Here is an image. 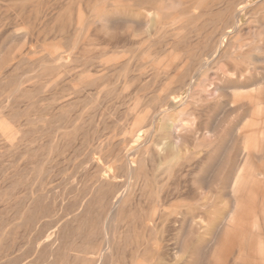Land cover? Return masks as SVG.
<instances>
[{"label":"bare ground","instance_id":"bare-ground-1","mask_svg":"<svg viewBox=\"0 0 264 264\" xmlns=\"http://www.w3.org/2000/svg\"><path fill=\"white\" fill-rule=\"evenodd\" d=\"M20 1H22V0H20ZM33 1L34 0H32L31 3H33ZM37 1H39V3L41 2V0H37ZM61 1L64 2V4H63L64 6L65 5L67 6V3L65 4L66 0H64V1L61 0ZM214 1H216V0H214ZM23 2H25V1H23ZM89 2L90 1H88L87 3H89ZM122 2H123V0H121V1L120 0H113L109 4L107 3V5H109L110 7H113L111 12H109V13L106 12V11H108L107 10L108 7L106 5H104V6H99V5L93 6L92 9L89 8L90 11L87 9V11L90 13V16L87 18L85 16L86 14H84L85 10L80 8L79 11L77 10L79 13H77L78 15L76 17L77 18V24H76L77 27L76 28L86 29L84 31L88 30V32H89L90 27L92 28V24L94 25V23H95V25H96L97 22L101 23L102 21H104L105 24H107L110 27L115 26L116 23H119V22H117V18L123 17V19H124V17H126V14L122 13V8H124V5H125L124 2L123 3ZM207 2H208V0H207ZM28 3H29V0H28ZM149 3H151L152 5L147 6V4H149ZM233 3H234L233 8L230 9L229 11L228 10L227 11L230 12L232 10V12H230V13H232V15L230 13H229V15H231L230 21H232L233 23H236V25H235L236 26V32L235 33H238V34L241 32L247 33V31H242V30H244V28L243 27L241 28V24H237V23H240V21H241L239 18L242 17V14L247 15V14L251 13L252 10L255 9L254 5L263 6L264 0H256L255 2L253 0H234ZM33 4H31V5H33ZM40 4H42V2ZM84 4H86V2ZM104 4H106V3H104ZM56 5H57V3L54 4L53 6H56ZM79 5L80 4H78V6ZM127 5L128 6L134 5V6L142 7L144 9L143 14L147 17H152L151 19L154 20L156 27L158 29H163L165 27L166 31H167V29L170 30L171 31L170 35L172 37H168V35L170 33V31H169V32H167L168 35L166 34L167 38H165V37L164 38L166 40L168 38H172L171 44H172V40H173V43L176 45V46H174L175 49L178 45L182 44L181 46H183L186 43L191 42L192 38L191 39L189 38V35H191V34L188 35L187 33L190 32L193 34V32L197 33V31H199L198 25L201 26L199 24V22H200L199 19H202L201 17L206 13V5L204 4L203 0H128ZM33 6L35 7V5H33ZM57 7L58 6H56V8ZM44 8H39V10L42 9V11H43ZM216 8H214L215 11L217 10ZM129 9H130V7H129ZM172 9H175L176 11L171 13L169 10H172ZM214 9H213V11H214ZM50 11H52V10H50ZM75 11H76V8H75ZM213 11H212V13H213ZM46 12H47V10H46ZM64 12H65V10H64ZM57 14H60V13H57ZM249 15H251V14H249ZM35 16L38 17L36 14H35ZM46 16H47V14H46ZM133 16L135 17V15H133ZM129 17H130V15H129ZM129 17H127L128 19H126V18L124 19L126 21L125 22L126 25L127 26L132 25V24H128V23L134 22L136 29L133 31L132 35H134V36L137 35L136 37L140 36L141 35L140 31H142L143 28L149 24L148 21L146 22V21H144V19L141 22L137 21V19H136V21H133V20L131 21L129 19ZM226 17L228 18V16H226ZM48 18L49 19H47V20H48V22H50L49 20L51 17H48ZM223 18H225V17H223ZM254 18H255V16H254ZM204 19L205 18H203V20ZM213 19H215V18H213ZM216 19L218 21L217 15H216ZM9 20H10V17H9ZM203 20H202V22H204ZM220 20H223V19H220ZM226 21H227V19H226ZM250 21L253 22V20H250ZM42 22H43V19H42ZM44 22L43 23L46 24V21H44ZM202 22H201V24H202ZM205 22H208V21H205ZM222 22L224 23V21H222ZM33 23H35V22H33ZM98 23H97V25H98ZM260 23H261L260 27L263 26L261 28H264V20H261ZM207 24L209 25L210 22ZM27 25H28V23H27ZM210 26H212V25H210ZM43 27L42 28L40 27V28L43 32L42 34H45L44 31L47 29H45L43 31V29H44ZM64 27H65V25H64ZM201 27L203 28V26H201ZM202 28H200V30ZM226 28L227 27L220 29V32H221V34L219 32L220 36L217 34L219 37L215 38L216 35L213 36V38L215 40V44L213 45V49L211 52H213V51L216 52V55L218 56L217 60H212V61L207 60V58H205V55H207L208 53H206L207 49L205 48L206 49L205 50L204 47L203 48L201 47L203 49L201 51H199L197 49L200 52V53H198L196 51L198 54L196 52H193L190 49L186 50L189 52H187L186 54L184 53V56L186 57V55L189 53V55H187V57H188V59L190 58V61H187L185 64L184 63L181 64L182 66L180 67V69H179V65H178L176 67V70L179 69L180 72L177 73V76H175V77L172 76V78L170 80H169V78H170L169 77L170 76L169 70L173 68L172 67L173 64L175 65V61H173V60H176L177 56H175V59L170 60L169 62L168 61L165 62L164 60L166 57L164 55L163 63H162V61L160 62V59H162L161 57H160L159 61H156L157 59H155L154 61L151 60L153 62V64H151V65L153 66V69H154L153 78L154 77L155 78L160 77L161 75H163L162 77H164L165 80L167 79L169 81V83L167 85L162 83L167 87L166 88L164 86L165 87L164 88L162 86L163 88H161V89H163L162 92L164 94L162 95V92L159 91V92H161L160 93L161 95L156 94L159 92H155V94L152 93V95L150 93L148 95L149 92L148 93L145 92L146 87H148V86L154 87V84L152 83L153 85L150 84L148 86L147 85L144 86L145 87L144 92L146 93V95H144V96H137L136 95L137 96L136 99L133 96L135 99V101L133 100L134 104L130 105V106L128 104L129 108H127L126 110L130 111L134 107L136 108V106L138 105L137 109H139V113L137 112L138 110L135 108H134L135 109L134 112L138 113V114L136 113L137 115L134 116L135 118H133L132 116L130 117L131 114L129 115L128 112L126 113L129 116V117L126 116V117H128V119L126 118L127 121L129 120V118L131 120L134 119L133 123L130 121L132 123V126L127 128V131L124 128H122V129H124L123 130L124 132H127L126 133L127 137L122 139V140H120L121 138L117 137L116 138L117 142L114 143L113 139L115 137H113V135L110 136L108 134V136L112 137V141L108 140V142H106V140H105L106 144H105V142L103 143V145L98 144L99 146L98 147L96 146V148L94 150V153H97L96 150L99 151V148H101L102 150H107L106 154H105V157L107 160L106 164H104V162H103V164H101V162L99 160H97V158L95 157L96 155L94 156L93 152L92 153L88 152L89 154L87 153L86 157L82 161H79L80 164L75 165V167L77 166L76 167L77 170L81 172V169L87 170L86 164L89 163L90 167L94 171L91 169L93 171V172H91V170L89 169L90 172L89 171L84 172L87 175H90V178H87V181H88V179H90L91 183H87V182H86L87 184H83L84 182L82 183L85 186H83L81 188V190H82L81 193H78L74 197L72 196L74 198L73 199L74 201L69 200L70 196H68V194L70 192L75 191V190H71L70 192L68 191L69 193L67 194L66 193L67 191L64 188L62 189L60 187L61 191H59L58 189L56 190L52 187H50V188L48 187V185H49V183H48L49 174L48 173H50V170L48 167L45 169L44 164H45V161H48L51 159L53 160L52 153L54 151H62L63 152V150L65 149V146L69 143V141H71V143L73 142V144L76 143V140H77L78 136L80 135V132H78V130L82 129V128H80L81 122L78 123V120L81 116L79 114V115H76V117L75 116L71 117V118L68 117V120H70V121L66 122L64 120L65 117L63 116L65 113H60L59 115H54L53 118H50L46 114H44V115L40 114L38 110L33 109L34 103H31V104L28 103L29 99H31L32 95L34 96V94H32V92L30 94V91H32V85H30V86L25 85V83L27 82V84H31L32 83L31 78H34V79L39 78L40 80H42L43 82L41 81V83H39V84H38V82H36L38 85L35 88L33 87L35 90L33 93L37 94L40 92H44L45 88L47 86L51 87L53 85H56L58 83V80L60 79V77L57 79H55V78L58 77L62 71L68 72V77L70 78V81L69 80L68 81L70 82V88L75 91L74 93L79 94L81 92H85L86 97L91 98V101H92V99L94 98V96L96 97V95L94 93L90 92L89 88H91V89L93 87L96 88V86H98V85L100 86V84H102L101 82L103 80H105V75L102 74L104 72L103 71H102V73L100 72L101 74L98 73L99 75L95 77V75H92L90 73V71H89V73L86 70H78V71L75 70L74 71L73 66H72V71H74V72H71V70H70L71 68L70 69L67 68V70L66 69H59L61 66L65 65V60L67 58L69 59V57H67L65 60H63L64 62L63 61H61L60 63L58 62L59 71L56 70V72L58 71V75L56 77L53 75L52 72H50L52 74L53 78L55 77L54 79L50 76V74H48L50 76L49 79H47V80L43 79L45 74L47 76L48 71H52V70H49V68L44 67V65L48 61L56 62V61L62 59L66 52H69V51L73 52L77 48V43L75 42V40H74L75 37L73 36L74 37L73 42L65 44V46H61V45L57 46L56 48L53 46L54 47L53 50L45 51L46 52L45 54L47 55V53H48L47 56H49V57L44 56L43 58L38 59L37 61H34L32 63L34 69L35 68L37 69V71H36L37 73H35L31 77L24 78L23 80H20V81H19V79H16V77H15L16 80H14V83H17L15 87L14 86L11 87L9 85V83L7 84L8 79H6L5 77L2 76L3 78H1V81H0V98L3 101L1 103H3V104H5L6 102L9 103V101H11L13 98L14 92L20 93V94H18V96L15 95L14 99H19L21 101L23 100L24 102L26 100H28V101L25 102V103H27L25 105L23 104V102H21L22 108H24V106H26L23 111L18 110V112H11V113L9 110L6 111V112H9L10 114L9 113L6 114L5 111L4 112L0 111V144H2V145H0V162H2V164H1L2 170L0 168V264H119L120 261L122 264H142L140 262H136V260L138 258L137 255L135 257L133 256L132 259L130 260V262H127L128 260H127V256H126L128 251L130 252V250L127 249L128 241H129V239H132L134 237V236H132V234L134 232L133 230L137 227V224L140 225V228L143 227V229L145 228L148 230V232L146 230H144V231H146L147 233H150V235H149L151 238L149 240V241H151L150 243L157 244V247L154 248L155 251L153 250L154 253H156V255L155 256L153 255L154 258H153V261L151 262V264H155V263L156 264H180L181 262H183V264H186V261L180 262V259H179V257L180 258L183 257L188 251V250L186 251V249H184V237L187 236L188 233H191L197 237V240H200L201 236L205 232V229H206V232H208L209 227L211 228L210 230H212V233H213L212 240L208 244L209 250L211 249V251H209L210 252V254H209L210 258L208 259V261H207V259L202 258L203 260L205 259L208 262V264H264V75L261 76V74H257V72H256L257 71L256 69L259 66V64L261 62H264V61H262L264 59V44L263 45L257 44L256 41L252 44L239 43V44L235 45L233 48V44H232L233 35L231 37H229L231 35V33L227 32ZM229 29H231V28H229ZM13 30H16V29H13ZM53 30L54 29L50 30V32L52 31V33L54 34ZM72 30H73V28H72ZM203 30H204V28H203ZM203 30L201 32L200 31L199 32L204 34ZM207 30H208V28H207ZM245 30H246V28H245ZM255 30H256V28H255ZM28 31L29 30H27V34L29 33ZM75 31L76 30H74V33H75ZM125 31H127V30L125 29ZM156 32H157V30H156ZM205 32L207 33V31H205ZM210 32H208V33H210ZM248 32H250V31H248ZM13 33H14V31H13ZM38 33H37V35L39 36V34H41V32L39 34ZM92 33H93L92 34V36H93L94 32H92ZM112 33H114V32H112ZM112 33L110 34L111 36H112ZM139 33H140V35H139ZM145 33H146V30H145ZM147 33H149V32H147ZM153 33H155V32H153ZM153 33L151 32V34H153ZM196 33H195L194 37L198 36V33L197 34ZM53 34H51L50 37L54 36ZM83 34L86 35L85 32ZM120 34H121V32H120ZM126 34L128 35V33H126ZM123 35L125 36V34H123ZM132 35H131V37L134 38ZM164 35H161V36H164ZM186 35L188 37H186ZM75 36L77 37V34ZM146 36L148 37V35H146ZM199 36L197 37L198 39H199ZM259 36H261V33ZM23 37H25L24 39L26 40L28 35L23 36ZM39 37H38V39H40ZM82 37H84V36H82ZM101 37H99V38H101ZM116 37L118 38V36H116ZM149 37H150V34H149ZM221 37H225L226 39L223 40L224 38H221ZM243 37L244 36H242V38ZM9 38L11 39V37H9ZM117 38L116 39L114 38V39L117 41ZM126 38H128V37H126ZM185 38L186 39L189 38L190 41L186 40ZM197 38L196 39L194 38V40H192V41L196 40L197 42H199L197 40ZM205 38H207V37H205ZM213 38H210V40L211 39L213 40ZM14 39L16 40V38H14ZM27 39H29V38H27ZM118 39L121 40V38H118ZM144 39H146L145 36H144V38L141 39V41ZM53 40L51 39V41H53ZM120 40H118V41L120 42ZM185 40L188 42L183 44L185 42ZM199 40H202V38H200ZM39 41H41V40H39ZM46 41H47V39H46ZM93 41L94 40H92V42ZM123 41H124V39H123ZM123 41H121V42H123ZM132 41H134V40H132ZM135 41H137V38ZM138 41H139V39H138ZM205 41H206V39H205ZM227 41H229V42H227ZM234 41H237V40L235 39ZM25 42L23 41L24 44H25ZM130 42H131V39H130ZM144 42H146V40ZM151 42H153V41H151ZM203 42H204V40H203ZM208 42H209V40H208ZM226 42L229 43V44H227V46H226ZM86 43L87 42H85V44ZM126 43H127V41H126ZM165 43H166V41H165ZM213 43H214V41H213ZM24 44L22 46H24ZM81 44H82V41L79 44V46ZM108 44H109V42H108ZM118 44H120V43L117 42V45ZM169 44L167 43V47ZM191 44L193 45V43H191ZM109 45H111V43ZM148 45H149V43H148ZM151 45H152V47L156 46L153 44H151ZM188 45H185L183 47H186ZM197 45H198V43L196 44V46ZM224 45L226 46L225 48L223 47ZM250 45H251V47H250ZM84 46L85 45H83V47ZM206 46H207V44H206ZM19 47H18V50L20 49ZM85 47H87V45ZM108 47H110V46H108ZM121 47H124V46H121ZM121 47H119V48H121ZM152 47H151V49L154 50V48H152ZM179 47H178V49H179ZM25 48H23V50ZM105 48H107V47H105ZM146 48H147V46H146ZM165 48H166V44H165ZM171 48H173V46ZM195 48H197V47H195ZM79 49H81V48H79ZM115 49H117V48H115ZM148 49H149V47H148ZM151 49H149V51H146V52H150ZM231 49H232V51H231L232 55L236 56L240 60L243 59L244 63L245 62H247V63L245 64L243 69H241L239 67L240 69L234 70L232 68V70H234V71H232L231 73H233V75H235L234 80H232L230 82L229 86H225L226 88H224L223 87V79L224 78L220 79L223 76V73H222L223 70H222L221 66H217V65H218V63H221L224 58L227 57V55L229 54ZM20 50H19V52H20ZM84 50H85V48H84ZM84 50H83V52H84ZM104 50H102V53ZM179 50H182V49H179ZM120 51H121V53L123 52V50H120ZM171 51L174 53V49H172V50L170 49V52H169L170 55L172 53ZM176 51H175L176 55H179L177 53L178 51L177 52ZM88 52H90V51H88ZM179 52L183 53V50L179 51ZM14 53L15 54H13V51H11V54L16 56L17 52H14ZM21 53H22V50H21ZM42 53L44 54V52H42ZM116 53H118L117 50H116ZM151 53H152V51H151ZM182 53L179 56L183 55ZM0 54H1V52H0ZM5 54H6V52H5ZM5 54L0 55V58H1L0 62L6 56ZM28 54H29V52H28ZM67 54L68 53H66L65 55H67ZM88 54H90V53H88ZM104 54H105V52H104ZM104 54H102V55H104ZM122 54L126 55L125 53H122ZM127 54H128V51H127ZM75 55H77V54H75ZM129 55H131V53ZM173 55H175V54H173ZM173 55H172V58H173ZM1 56L2 57L4 56V57L2 58ZM15 56L12 58H16ZM114 56H115V54H114ZM161 56H163V55H161ZM150 57H153V56H150ZM5 58H7V56ZM29 58H31V57H29ZM78 58H76V60H78ZM123 58H121V59H123ZM169 58L172 59L171 56ZM169 58H167V59H169ZM182 58H179V60L180 59L182 60ZM72 59H74V58H72ZM81 59L86 61L84 65H87V63L89 64V63L93 62L92 56H83ZM104 59H106L105 55H104ZM111 59L115 60V58L110 57V60ZM117 59H119V57H117L116 60ZM128 59H130V58H128ZM150 59H152V58H150ZM183 59L185 61V58H183ZM10 60H11V57H10ZM233 60H236V59H233ZM138 61H139V63H138ZM140 61L141 60H137L138 65L140 64ZM135 62H133L134 66L136 65ZM176 62H178V61H176ZM17 63H16V66H17ZM26 63L27 62H25L24 64H26ZM69 63L71 64V62H69ZM69 63H68V65H70ZM223 63H224V61H223ZM24 64H22V65L24 68H26L25 67L26 65H24ZM104 64H105V62H104ZM143 64L141 65V69L146 65V64H144V65ZM226 64L228 65L229 63L227 62ZM19 65H21V63ZM68 65H66V67H68ZM72 65H74V64H72ZM92 65H93V63H92ZM95 65L99 66V64H95ZM74 66L76 67V65H74ZM124 66H126V65L119 66L118 64H115L113 66L112 70L117 71L118 69L119 70L122 69ZM149 67L150 66L148 65V68ZM167 67H169L170 69L167 70ZM17 68H19V67L17 66ZM17 68L15 70L18 72H21V71H19L20 69L18 70ZM52 68H54V67H52ZM82 68H85V66H83ZM97 68H100V66ZM150 68H152V67H150ZM150 68H149V71H150ZM76 69H78V68H76ZM144 69H145V67H144ZM8 70H9V67H8ZM133 70H134V68H133ZM95 71L97 72V70H95ZM95 71L93 70V73ZM230 71L231 70H229V72ZM23 72H25V71L23 70L22 73ZM69 72H71V73H69ZM151 72H152V70H151ZM12 73L14 74L15 72H12ZM26 73L27 72H25V74ZM114 73H116V72L114 71ZM210 73L215 74V76H217V79L219 78L220 81H218V83L215 82L214 78H212V75ZM66 74L67 73L62 74V76H66ZM111 74L109 73V75H111ZM143 74L145 75V73H143ZM96 75H97V73H96ZM146 75H147V77H149L148 74H146ZM146 75H145V77H146ZM4 76H8V75L4 74ZM128 76H129V74H128ZM224 77H225V75H224ZM51 78L53 79V81ZM116 78H117V76H116ZM131 78H134V77H131ZM136 78H137V76H136ZM139 78L142 79V77H139ZM139 78H137V80ZM175 78H177V79L180 78V82L177 85H174L177 83L176 81L174 83ZM9 79H10V77H9ZM13 79H14V77H13ZM61 79H63V78L61 77ZM65 79H63V80H65ZM24 80H26V81H24ZM147 80H144V82ZM28 81H29V83H28ZM149 81H150V78H149ZM156 81L158 82L157 79H156ZM156 81H155V83H156ZM118 82H119V79H118ZM152 82H154V81H152ZM111 84H113V82ZM134 84L135 83L133 81V85ZM146 84H147V82H146ZM155 85H157V84H155ZM186 85H188V92H189L188 94L189 95L186 97H182V98L178 99V97H181L182 90ZM66 86H68V85H66ZM137 86H138V84H137ZM139 86H140V84H139ZM160 87L161 86H159L158 88H160ZM129 88H131V86ZM117 89H119V88H117ZM136 89H138V90L133 92L134 90H132V88H131V90H132L131 93H135V94L137 92L139 93L140 88H136ZM157 89H156V91H157ZM223 89H225V90H223ZM98 90H101V89H98ZM116 90H114V92ZM227 90L230 91L229 94L231 93L230 97H229V105L231 107L237 109V110H239V109L246 110V111H244L246 113L241 115L240 122L237 124L235 131H233L236 134L235 136H237L236 137L237 142L240 143V146H239L240 151H238V152L242 155H241V158L239 160L240 162L238 161L237 172L234 175L233 180L231 181L230 184H229L228 176H227V180H226L224 196L228 199L227 204L229 206V210L224 214L222 219L218 222H217V220L214 219L215 216H213L212 214L210 215V213H208V216H206L207 215L206 212L204 214L202 212H201V214L193 212L192 213L193 215H191V217L189 219H187L188 217H186V215L184 214L186 212H184V211L182 212L179 208L176 207V206H178V204H180L182 202H186V200H191L195 204V206L199 207V209L202 208V210L209 209L210 207L215 206L214 205L215 200H213L214 196H212L210 199H208L207 201H204L203 203L200 204L199 201H201V200H199L200 198L197 197L198 194L196 196V193H198L200 190H205V191H208L209 193H211L213 191L212 186H213V183L215 181L213 179L214 178V171H212V170H213V167H215L216 171L218 169H220L221 166L225 167V164H226L225 163V154L227 151V147H223L222 153L218 159L220 162H217V164H214L213 159H214V155H215L214 153L216 151L215 150L216 145L214 144L215 143V136H216L217 128L220 126L219 124L221 123V122H218V121H220L221 117L219 120H216L217 123L215 122L213 124H211V118H212L211 115L207 116V119H206L207 121H205V122L203 121L202 117L204 116V118H205V115H203L204 112L208 111L211 107H213V105H215L216 103L219 104V102H221V103L224 102V99H222V98L224 97V91L228 92ZM56 91H55V94H56ZM120 91H122V90H120ZM127 92H129V91H127ZM55 94L53 92V95H55ZM57 94L61 95V93H59V92ZM57 94H56V96H57ZM73 94L72 95L69 94L70 95L69 97H71V96L73 97ZM97 94H99V93H97ZM139 94H141V93H139ZM108 95H110V93ZM123 95H124V92H123ZM126 96H128V95H126ZM99 97H100V95H99ZM58 98L59 97H57L55 99H58ZM100 99H102V98H100ZM146 99L148 100L149 104H148V106H144V107H146V109L144 108L145 110L140 113V110H141L140 105H143V104H141V102L144 103L143 101H145ZM71 100H73V99L68 98V97L66 98L65 95L62 96V99L60 100V104H62L61 107L62 108L65 106L69 107L70 105L74 104L75 101L73 102ZM88 100H87V102H88ZM120 100L121 99H119V101ZM17 101L15 100V102H17ZM91 101L88 103L90 104ZM121 101L123 104V100H121ZM129 101H132V99H130ZM129 101L127 103H129ZM81 102H83V100H81ZM106 102H107V100H106ZM124 102H125V100H124ZM57 103H59V102H57ZM104 103H102V104H104ZM131 103H133V102H131ZM102 104L100 102V106ZM122 104H120V105H122ZM5 105L7 107L8 104H5ZM18 105L15 104L16 107ZM97 105H99V104H97ZM113 106H112V108H113ZM55 107L57 108L58 106L56 105ZM95 108H97V107H95ZM99 108H101V107H99ZM99 108H98V110H99ZM17 109L21 110V108H17ZM108 109H109V111H107V112H110L112 110V109L110 110V108H108ZM227 109H223V110L228 111ZM62 110L67 111V108L65 107V109H62ZM126 110H124V112ZM142 110H143V108H142ZM69 111H70V109H69ZM105 111H106V108H105ZM120 111H122V110H120ZM75 112H76V110H75ZM80 112L82 113L81 110H80ZM112 112H114V111H112ZM99 113L101 116H103V114H101L100 111H99ZM221 113H224V112H221ZM225 113H228V112H225ZM121 114H122V112L120 114L118 113L119 116ZM91 115L93 116V114H90V116ZM106 115H108V113ZM123 115L125 116V114H123ZM123 115H121V116H123ZM222 115H224V114H221V116ZM6 116H8L9 118ZM11 116L12 117L14 116V118H12ZM115 116L113 118H115ZM89 117H87V118L90 119ZM92 118L93 117H91V119ZM95 118H96V116H95ZM95 118H93V119L95 120ZM97 118H98V116H97ZM108 118H109V115H108ZM120 118H123V117H120ZM218 118H219V116H218ZM93 119L91 120V123H92ZM115 119H112V117H111V120H113L114 125H117L115 123L116 122L119 123V121H115ZM104 120H105V118H104ZM95 121H93L94 125H95ZM98 121H100V120H98ZM111 122H109V123L111 124ZM232 122L235 123L236 121H232ZM91 123H89V124H91ZM125 123H126V121H125ZM48 124H51L52 126L51 125L48 126ZM29 125H34V127L33 128L30 127V129H28ZM125 125H128V122ZM95 126H93L94 129H95ZM117 126H114V127H117ZM68 127H72V132H68V131H64V130L61 131V129H64V128L66 129ZM120 127H122V126H120ZM97 128H99V127L97 126ZM106 128H108V127H106ZM95 130H94V133H95ZM103 130H104V128H103ZM109 130H111V129H109ZM112 130L114 131L113 128H112ZM84 131H86V130H84ZM118 131H119V129H118ZM189 131H191L193 133V144H192V145H194L193 149H190V147H188V145H187V142H188L187 134ZM47 132L52 133V136L55 138L54 144H52L50 142L51 140L50 141L47 140V141H45V143H43V141L38 142L39 139L42 138ZM100 132H102V131H99V133ZM32 133H33V135L34 134L37 135V136H35L36 142L39 145V147L37 149L34 147H31L33 145V143L31 144V146L30 145L27 146V144H29L27 142L29 140L28 137ZM50 133H49V135L51 136ZM117 133L115 132L116 136L118 135ZM123 134H125V133H123ZM100 135H102V136H100ZM100 135H98L97 137H99V136L104 137L103 134H100ZM85 136H87V135H85ZM119 136H121V135H119ZM233 136H232V139H234ZM190 137H192V136H190ZM84 138H86V137H84ZM216 138H217V136H216ZM100 139L98 142L102 141L103 138H100ZM118 139H119V141H118ZM92 140L93 139H91L90 142H92ZM97 140L98 139L96 138V141ZM79 141H81V140L79 139ZM81 142L85 143V142H87V140H84ZM224 142H225V140L221 143L223 145H225L226 143H224ZM71 143H70V145H73ZM82 143H80L79 146L73 145L75 147V148L74 147L73 148H74V152L76 154H80L82 152L83 148L90 145L89 143H88L89 145L87 143H85L86 144V146H85ZM100 143H102V142H100ZM189 143H191V142H189ZM70 145H67V146H70ZM185 145L187 146V148H186V155L184 157L181 152L175 151V148L178 147V149L184 150L183 147ZM237 145H239V144H237ZM83 146H85V147H83ZM93 146H95V145H93ZM70 148H68L69 154H70V152L73 153ZM90 152H91V149H90ZM66 153H67V151H66ZM38 155H40V158ZM57 155H58V153H57ZM60 155H64V156H62L64 158L66 157L64 153L63 154L59 153V156ZM82 155H83V153H82ZM67 156H70V155L67 154ZM76 156H78V155H76ZM102 156L104 157V155H102ZM55 157L57 158V156H55ZM71 157L73 158L72 154H71ZM98 157H100V156H98ZM22 158L23 159L26 158V163L24 165H22L23 167L19 166L20 160ZM67 158H69V157H67ZM79 158H80V155H79ZM100 158H102V157H100ZM190 158L194 159L195 164H192V162L189 161ZM61 161L62 160H60V162ZM68 161H70V160H68ZM109 161H112L111 167L106 166ZM232 161H234V160H232ZM49 162H51V161H49ZM75 162H77V160ZM70 163H71V161H70ZM54 165H55V163H54ZM70 165H68V166H70ZM55 166L57 167V165H55ZM64 166H65V163H64ZM186 166L188 168L185 170V171H187L186 174H184V173H182V171L184 168H186ZM52 167H53V165H52ZM60 167H61V165H60ZM58 169H59V166H58ZM175 170H177V171H175ZM57 172H56V174L60 175L62 170L59 171L60 173H57ZM121 172H124V173H121ZM70 173H73V172L70 171ZM84 173L82 171L83 175H85ZM120 173H121V175L126 177L125 180L120 181L117 179L120 176ZM54 174H53V176H54ZM75 174H77V173H74V175L73 174H70V175L74 176V178H75ZM157 175L160 176L162 179V180L159 179V182L163 181L164 185L162 187H160L159 186L160 183H159L158 185H156L157 187L155 186L152 189V191L149 190L151 193L155 192V191H156V193H158L157 203H155V205L151 204L150 206H152V205L153 206L150 207V210L148 212H146L144 210L145 212L142 213L141 208H139L140 209L139 213H138V215H136V213H135L136 209H138V206L140 204L142 205V203H141L142 202L141 201L142 196L145 195V193H147V191H148L147 189H149L150 185L152 184V180H153L152 178H154ZM40 177H41V179L44 178L42 180V182L38 181L40 179ZM66 177H68V176L66 175ZM59 178H61V177H59ZM83 178H86V177L83 176ZM54 179H56L55 176H54ZM54 179H53V181H54ZM172 179L175 180L173 187H171L172 185L170 183V181ZM70 180H71V178H70ZM74 180H76V178L73 179V181ZM77 180L79 181L78 177H77ZM164 180H166L167 182L165 183ZM81 181H82V179H81ZM154 182H155V180H154ZM64 183H68V182L65 181ZM64 183H63V185H64ZM69 183H70V181H69ZM186 185L187 186L189 185V187H187V189L184 190ZM58 186L59 185H57V187ZM70 186L73 187L74 185L73 186L70 185ZM55 188H56V186H55ZM73 188H76V186ZM77 190H79V187H77ZM144 191H145V193H144ZM150 192H148V194H150ZM135 196L139 198L140 202H138L137 205L132 208V205L135 202V200L133 202V198ZM149 196H151V194ZM154 198H156V197H154ZM155 201H156V199H154V202ZM148 203L149 202H147L146 205H148ZM142 206H144V204ZM189 212H191V211H189ZM136 220H138V221H136ZM160 222H163L164 226H165L164 230H162L161 232L157 231L158 230L157 227L160 226V225L159 226H157V225ZM172 226H179L178 232L181 233V237H179L177 239V241H174L175 243L174 242L172 243V241H173L172 240L171 241L172 246L169 244L165 245L163 243L165 241L168 242V239L166 240L164 233H165V231H167V229H172ZM124 227L126 229H123ZM165 228H166V230H165ZM168 231L170 232V230H168ZM172 231H173V229H172ZM146 232H144V233H146ZM170 234L172 235V233H170ZM170 234H169V236H171ZM137 237H139V235H137ZM172 238L169 237L170 240ZM146 240L147 239H145V243H146ZM195 242H197V241H195ZM26 244H28L29 247L27 250H24L23 248L25 247ZM140 244H142V243L139 242V245ZM130 245H131V243H130ZM134 245H135V243H134ZM146 246H148V245H146ZM167 247H169L168 250H170V251L166 250ZM128 248H130V246ZM136 248L134 247L133 249H136ZM152 249H153V247H152ZM131 250H132V248H131ZM137 250H138V248H137ZM149 250H151V249H149ZM133 251H135V250H133ZM153 251H151V252H153ZM146 252L150 253V251H148V250ZM189 253H190V250H189ZM141 254L142 253H140L139 255H141ZM187 255L189 256V254H187ZM203 255H204V253H203ZM147 256L145 255V256H143V258L147 257ZM155 260H157V261L155 262ZM144 262H145V260H144ZM204 263H205V261H204Z\"/></svg>","mask_w":264,"mask_h":264},{"label":"rangeland","instance_id":"rangeland-1","mask_svg":"<svg viewBox=\"0 0 264 264\" xmlns=\"http://www.w3.org/2000/svg\"><path fill=\"white\" fill-rule=\"evenodd\" d=\"M16 0H0V52H1V54L3 55V54H5V52H6V56H7V58H5L4 56V58L2 59V61L0 62V81H1V78H3V77H5L6 79H8V82H7V84L9 83V85L11 86V87H15L16 86V84L17 83H14V80H16V79H19V81L20 80H23L24 78H28V77H31L32 75H34L35 73H37L36 71H37V69L35 68L34 69V67H33V62L34 61H37L38 59H41V58H43L44 56L45 57H49V56H47L48 55V53H47V55L45 54L46 52L45 51H51V50H53L54 49V47L56 48L57 46H65V44H68V43H71V42H73L74 40H75V42L77 43V48L73 51V52H66V53H68L67 55H65L64 54V56H63V58L62 59H60V60H58V61H56V62H52V61H48L45 65H44V67H47V68H49V70H52V71H48V73H47V76H46V74H45V76H44V78L43 79H45V80H47V79H49L50 78V76L53 78V76H52V74L50 73V72H52L53 73V75L56 77L57 75H58V71H59V69H66L67 70V68L68 69H70L71 70V72H74L75 70L76 71H78V70H86L88 73H89V71H90V73L92 74V75H95V77L96 76H98L99 74L98 73H102V71L104 72V73H102V74H104L105 75V80H103L101 83L102 84H100V86L98 85V86H96V88L95 87H93L92 89L91 88H89V91L90 92H92V93H94L95 95H96V97L94 96V98L92 99V101H91V98H89V97H86V93L85 92H81V93H79V94H75L74 92V90L73 89H71L70 88V78L68 77V72H64V71H62L60 74H59V76L58 77H54L55 79H57V78H59L60 77V79L58 80V83L56 84V85H53V86H51V87H46L45 88V91L44 92H40V93H33L35 90H34V88L39 84V83H41V81L42 80H40L39 78L38 79H34V78H31V81H32V83L31 84H27V82L25 83V85H32V91H30V94H31V92H32V94H34V96L32 95V97H31V99H29V102L28 103H34V106H33V109L34 110H38L39 111V113L40 114H46L47 116H49L50 118H53V116L54 115H59L60 113H65L63 116L65 117L64 118V120L67 122V121H70V120H68V117L69 118H71V117H76V115H79L80 114V118H79V120H78V123H80L81 124V126H80V128H82V129H80V130H78V132H80V135L78 136V138H77V140H76V143H74L73 144V142L71 143V141H69V143L67 144V145H70V143L71 144H73L74 146L75 145H80V143H82L81 141H84V140H87V142H85V143H89L88 145L89 146H86V144L85 143H82V144H84L85 146H83V147H85V148H83V150H82V152L80 153V154H76L75 152H74V146L73 145H70V146H65V149L63 150V152L62 151H54L53 153H52V156H53V160L51 159V160H48V161H45V164H44V166H45V169L48 167L49 168V170H50V173H48L49 174V176H48V179H49V181H48V183H49V185H48V187L50 188V187H52V188H54V189H58L59 191H61V188L63 189H66V193L68 194L71 190H75V191H73V192H70L69 194H68V196H70V198H69V200H72V201H74L73 199V197L74 196H76L78 193H81V188L83 187V186H85V185H83V184H87V183H91V180L90 179H88V181H87V178H90V175H87L86 173H84V172H87V171H89L90 172V170L92 169L91 167H90V165H89V163H87L86 165V168H87V170H83V169H81V172L80 171H78L77 170V166L75 167V165H77V164H80V162L79 161H82L85 157H86V155H87V153L89 152V153H92L93 152V154H94V156L97 158V160H99L100 162H101V164H103V162H104V164H106V157H105V154H106V151L107 150H102L101 148H99V151L98 150H96L97 151V153H94V150H95V148H96V146L98 147L99 145H103V143L105 142V140H106V142H108V140H111L112 141V137H110L111 135H113V137H115L113 140V142L115 143V142H117V137L118 138H121L120 140H122V139H124V138H126L127 137V132H124L123 130L125 129L126 131H127V128H129L130 126H132V123H133V120H131L130 118H129V120L127 121L126 120V118L128 119V114L130 115V117L132 116L133 118H135L134 116H136L138 113H139V109H137V107H138V105L136 106V108L135 109H137L138 111V113L137 112H134L135 111V109L133 108V109H131L130 111L129 110H126L127 108H129V106L130 105H133L134 104V101H135V99H136V97L137 96H144V95H146V93H148V95L151 93V95H152V93L153 94H155V92H159V91H163V89H161V88H163L165 85H167L168 83H169V81L166 79L165 80V78L164 77H162L163 75H161L160 77H154L153 78V72H154V69H153V66L151 65V64H153V62L151 61V60H155V59H157L156 61H159V59H160V57L162 58V59H160V62L162 61V63H163V58H164V55H165V62H169L170 60H173V59H175V56H177V58H176V60H173V61H175V65L173 64H171L172 65V69H170L169 67L171 66H169V67H167V70L168 69H170L169 70V80L172 78V76L173 77H175V76H177V73H179L180 71H179V69H180V67L182 66L181 64H185L187 61H190V58L188 59V57H187V55H189V53L186 55V57L184 56V53L186 54L187 52H189V51H186V50H192L193 52H198V53H200L199 51H201V50H203L202 48L204 47V49L206 48L207 49V51H206V53H208L207 55H205V58H207V60H210V61H212V60H217L218 59V56L216 55V52H211L212 51V49H213V45L215 44V40H214V38H213V36H215V38H217V37H219L220 35H219V32H220V29L221 28H224V27H227L226 28V31L227 32H230L231 33V35L229 36V37H231L232 35H233V40H232V44H233V48H234V46L235 45H237V44H239V43H246V44H252V43H254L255 41H256V43L257 44H261V45H263L264 44V28H261V27H263V26H261L260 27V25H261V23H260V21L261 20H264V5L263 6H258V5H254V7H255V9L254 10H252V12L251 13H249V14H251V15H249V14H247V15H243L242 14V17H240L239 19L241 20L240 21V23H237V24H241V28L243 27L244 28V30H242V31H247V33L246 32H241V33H235L236 32V23H233L232 21H230V18H231V15H232V13H230V12H232V10L230 11V12H228L230 9H232L233 8V6H234V0H216V1H214V0H208V2H207V0H203L204 1V4L206 5V13L201 17L202 19H199V24L201 25V26H203V28H204V30L205 31H207V33L208 32H210V33H206L204 30H203V28L201 27V26H199L198 25V27H199V31L201 32L202 30H203V32H204V34H202V33H200L199 31H197V33H198V36H199V39L200 38H202V40H199L197 37H194L195 36V33L193 32V34L192 33H190V32H186L188 35L189 34H191V35H189V38L191 39V42H189V43H186V42H188V41H186V40H189L190 41V39L189 38H185L186 40H185V42L183 43V44H185V45H188V46H186V47H183V46H185V45H183V46H181V45H178L177 47H176V49L174 48V46H176L174 43H173V40H172V44H171V39L172 38H168L167 40L165 39V38H167V36H166V34L168 35V33L167 32H169L170 30H168L167 29V31H166V28L164 27L163 29H158L157 27H156V24H155V22H154V20L153 19H151L152 17H147V16H145L144 14H143V8L142 7H138V6H134V5H130V6H128L127 5V3H128V0H123V2H124V4L126 5H124V8H122V13H125L126 14V17H124V19L126 18V19H128L127 17H129V15H130V17H129V19L132 21H136V19H137V21H142L143 19H144V21H148V27L147 26H145L144 28H143V30L142 31H140V33H141V35H140V33H139V35L140 36H138V37H136L137 35H132V33H133V31L136 29V27H135V23L133 22H129L128 24H132V25H129V26H127L126 25V21L123 19V17H119V18H117V22H119V23H116L115 24V26H112V27H110V26H108L107 24H105V22L104 21H102L101 23L99 22H97L98 23V25L101 27H99L98 25H97V23H96V25H95V23H94V25L92 24V28L90 27V31L88 32V30L87 31H84V30H86V29H80V28H76L77 27V13H79L78 11L80 10V8L81 9H84L85 10V12H84V14H86L85 16H86V18L87 17H89L90 16V13L87 11V9L90 11V9H92L93 8V6H97V5H99V6H104V5H106L108 8H107V10L108 11H106L107 13H109V12H111V10H112V8L113 7H110L109 5H107V3L109 4L111 1H113V0H66L65 1V4L67 3V6L65 5H63L64 4V2H62L61 0H41V2H42V4H40L39 3V1H37V0H34L33 1V3H31L32 2V0L30 1L29 0V3H28V0H22V1H20V0H17L16 2H15ZM23 1H25V2H23ZM48 3H47V2ZM54 3H53V2ZM64 1V0H63ZM86 2V4H84L85 2ZM88 1H90L89 3H87ZM96 1V2H95ZM121 1V0H120ZM224 1V2H223ZM233 1V2H232ZM254 2L256 1V0H253ZM3 2V3H2ZM76 2V3H75ZM122 2V3H123ZM226 2V3H225ZM25 3V4H24ZM50 3V4H49ZM57 3V5L56 6H58L57 8H56V6H53L54 4H56ZM74 3V4H73ZM104 3H106V4H104ZM214 3V4H213ZM226 5H225V4ZM31 4H33V5H35V7L33 6V5H31ZM78 4H80L79 6H78ZM74 5V6H73ZM78 7H77V6ZM152 4L151 3H149V4H147V6H151ZM13 6V7H12ZM45 8H44V7ZM83 6V7H82ZM221 6V7H220ZM232 6V7H231ZM31 7V8H30ZM36 9H38L39 10V8H44L43 9V11H42V9H40L39 11L36 9H34V8ZM129 7H130V9H129ZM217 7V8H216ZM226 9H225V8ZM231 7V8H230ZM14 8V9H13ZM33 8V9H32ZM67 10H66V9ZM75 8H76V11H75ZM90 8V9H89ZM214 8H216L217 10L215 11V9ZM223 8V9H222ZM16 9V10H15ZM49 9V10H48ZM213 9H214V11H213ZM46 10H47V12H46ZM50 10H52V11H50ZM64 10H65V12H64ZM69 10V11H68ZM78 10V11H77ZM228 10V11H227ZM3 11V12H2ZM171 13H173V12H175L176 10L175 9H172V10H169ZM212 11H213V13H212ZM5 12V13H4ZM44 12V13H43ZM49 12V13H48ZM62 12V13H61ZM208 12V13H207ZM47 14V16H46V14ZM55 13V14H54ZM57 13H60V14H57ZM69 15H68V14ZM222 13V14H221ZM229 13L231 14V15H229ZM35 14L38 16V17H36L35 16ZM228 14V15H227ZM8 15V16H7ZM16 15V16H15ZM133 15H135V17L133 16ZM207 15V16H206ZM216 15L218 16V21H217V19H216ZM228 16V18L226 17V16ZM42 16V17H41ZM139 16V17H138ZM230 16V17H229ZM254 16H255V18H254ZM9 17H10V20H9ZM47 17V18H46ZM48 17H51L50 18V22H48V20L47 19H49ZM208 17V18H207ZM220 17V18H219ZM223 17H225V18H223ZM23 18V19H22ZM43 19V22L44 21H46V24H44L43 22H42V19ZM73 18V19H72ZM132 18V19H131ZM203 18H205L204 20H203ZM211 18V19H210ZM213 18H215V19H213ZM254 18V19H253ZM4 19V20H3ZM28 19V20H27ZM53 19V20H52ZM73 21H72V20ZM209 19V20H208ZM220 19H223V20H220ZM225 19V20H224ZM226 19H227V21H226ZM39 20V21H38ZM202 20L204 21V22H202ZM214 22H213V21ZM250 20H253V22L252 21H250ZM7 21V22H6ZM31 21V22H30ZM63 21V22H62ZM129 21V20H128ZM205 21H208V22H205ZM212 21V22H211ZM222 21H224V23L222 22ZM249 21V22H248ZM21 22V23H20ZM33 22H35V23H33ZM56 22V23H55ZM201 22H202V24H201ZM210 22V24L208 25L207 23H209ZM218 22V23H217ZM259 22V23H258ZM27 23H28V25L30 26H28L27 25ZM50 25H49V24ZM61 23V24H60ZM63 23V24H62ZM213 23V24H212ZM217 23V24H216ZM222 23V24H221ZM52 24V25H51ZM220 24V25H219ZM47 25V26H46ZM56 25V26H55ZM64 25H65V27H64ZM117 25V26H116ZM210 25H212V26H210ZM219 25V26H218ZM4 26V27H3ZM7 26V27H6ZM23 26V27H22ZM28 26V27H27ZM44 26V27H43ZM52 28H51V27ZM94 26V27H93ZM127 26V27H126ZM150 26V27H149ZM208 26V27H207ZM218 26V27H217ZM247 26V27H246ZM12 27V28H11ZM43 27L44 29H43V31L45 30V29H47V30H45L44 31V33L45 34H42L43 32H42V30H41V28ZM48 27V28H47ZM73 28V30H72V28ZM217 27V28H216ZM254 29H253V28ZM20 28V29H19ZM27 28V29H26ZM114 28V29H113ZM150 28V29H149ZM200 28H202L201 30H200ZM207 28H208V30H207ZM229 28H231V29H229ZM245 28H246V30H245ZM255 28H256V30H255ZM13 29H16V30H13ZM31 29V30H30ZM38 29V30H37ZM52 29H54L53 30V32H54V34L52 33V31L50 32V30H52ZM78 29V30H77ZM99 29V30H98ZM125 29L127 30V31H125ZM157 30V32H156V30ZM263 29V30H262ZM27 30H29L28 32V34H27ZM56 30V31H55ZM74 30H76L75 31V33H74ZM95 30V31H94ZM145 30H146V33H145ZM151 30V31H150ZM153 30V31H152ZM155 30V31H154ZM13 31H14V33H13ZM80 31V32H79ZM103 31V32H102ZM106 33H105V32ZM118 31V32H117ZM248 31H250V32H248ZM263 31V32H262ZM39 32H41V34H39V36L41 35H45L44 37L42 36H38L37 35V33ZM79 32V33H78ZM85 32V34L86 35H84L83 33ZM88 32V33H87ZM92 32H94V35L92 36ZM97 34H96V33ZM112 32H114V33H112ZM120 32H121V34H120ZM124 32V33H123ZM147 32H149V33H147ZM151 32L153 33V32H155V33H153V34H151ZM215 32V33H214ZM218 32V33H217ZM25 33V34H24ZM104 33V34H103ZM112 33V36L110 35ZM125 34V36L123 35V34ZM126 33H128V35L126 34ZM196 33V34H197ZM260 33H261V36H259L260 35ZM263 33V34H262ZM51 34H53L54 36H52V37H50L51 36ZM77 34V37L75 36ZM81 34V35H80ZM149 34H150V37H149ZM156 34V35H155ZM165 34V35H164ZM171 31H170V33H169V35H168V37H172L171 35ZM219 36H218V35ZM220 34H221V32H220ZM26 35H28V37L27 38H29V39H27L26 38V40L24 39L25 37H23V36H26ZM59 35V36H58ZM92 37H91V36ZM99 35V36H98ZM107 35V36H106ZM123 35V36H122ZM131 35L134 37V38H132L131 37ZM146 35H148V37L146 36ZM161 35H164V36H161ZM185 35V34H184ZM40 38V39H38V37ZM56 36V37H55ZM75 37V39L73 40V38ZM82 36H84V37H82ZM102 36V37H101ZM116 36H118V38H121V40L120 39H118ZM121 36V37H120ZM143 36V37H142ZM144 36H145V38L146 39H144V40H142L141 41V39L142 38H144ZM154 36V37H153ZM242 36H244L243 38H242ZM9 37H11V39L9 38ZM79 37V38H78ZM95 37V38H94ZM99 37H101V38H99ZM126 37H128V38H126ZM131 37V38H130ZM140 37V38H139ZM163 37V38H162ZM165 37V38H164ZM186 37H188L187 35H186ZM205 37H207V38H205ZM209 37V38H208ZM5 38V39H4ZM14 38H16V40L14 39ZM43 38V39H42ZM72 38V39H71ZM117 38V41L115 40V39ZM126 38V39H125ZM136 38H137V41H135L136 40ZM194 38L196 39L197 38V40L199 41V42H197L196 40L195 41H192V40H194ZM210 38H213V40L211 39L210 40ZM221 38H224L223 40H225L226 38L225 37H221ZM239 38V39H238ZM24 39V40H23ZM46 39H47V41H46ZM51 39L53 40V41H51ZM63 39V40H62ZM101 41H100V40ZM123 39H124V41H123ZM130 39H131V42H130ZM138 39H139V41H138ZM157 39V40H156ZM160 39V40H159ZM165 39V40H164ZM205 39H206V41H205ZM237 40V41H234V40ZM257 39V40H256ZM259 39V40H258ZM263 39V40H262ZM11 40V41H10ZM29 40V41H28ZM38 40V41H37ZM39 40H41V41H39ZM51 42H50V41ZM56 40V41H55ZM87 40V41H86ZM92 40H94L93 42H92ZM118 40H120V42L118 41ZM132 40H134V41H132ZM146 40V42H144ZM149 40V41H148ZM203 40H204V42H203ZM208 40H209V42H208ZM23 41L25 42V44L23 43ZM45 41V42H44ZM81 41H82V44L79 46V44L81 43ZM121 41H123V42H121ZM126 41H127V43H126ZM151 41H153V42H151ZM158 41V42H157ZM165 41H166V43H165ZM168 41V42H167ZM201 41V42H200ZM212 41V42H211ZM213 41H214V43H213ZM39 42V43H38ZM85 42H87L86 44H85ZM102 42V43H101ZM107 42V43H106ZM108 42H109V44L111 43V45H109L108 44ZM117 42L118 43H120V44H118L117 45ZM142 42V43H141ZM157 42V43H156ZM227 42H229V41H227ZM226 42V46H227V44H229V43H227ZM249 42V43H248ZM23 43L24 44V46L26 47H24V46H22L21 44ZM84 43V44H83ZM94 43V44H93ZM125 43V44H124ZM133 43V44H132ZM148 43H149V45H148ZM166 44V48H165V44ZM167 43L169 44L168 45V47H167ZM191 43H193V45L191 44ZM198 43V45L196 46V44ZM203 43V44H202ZM20 44V45H19ZM45 44V45H44ZM50 44V45H49ZM53 44V45H52ZM56 44V45H55ZM92 44V45H91ZM123 44V45H122ZM151 44H153V45H156V46H153L152 47V45ZM159 46H158V45ZM202 44V45H201ZM206 44H207V46H206ZM10 45V46H9ZM20 47H19V46ZM43 45V46H42ZM49 45V46H48ZM83 45H87V47H83ZM89 45V46H88ZM94 45V46H93ZM105 47H107V48H105ZM107 45V46H106ZM115 47H114V46ZM128 45V46H127ZM192 45V46H191ZM212 45V46H211ZM51 46V47H50ZM54 46V47H53ZM108 46H110V47H108ZM121 46H124V47H121ZM146 46H147V48H146ZM173 46V48H171ZM180 46V47H179ZM225 45L223 46L224 48L226 47ZM10 47V48H9ZM18 47L22 50V53H21V50H20V52H19V50H18ZM22 47V48H21ZM50 47V48H49ZM89 47V48H88ZM93 47V48H92ZM95 47V48H94ZM119 47H121V48H119ZM148 47H149V49H151V47L152 48H154V50L153 49H151V51H152V53H151V51L150 52H146V51H149V49H148ZM178 47H179V49H182L183 50V53L182 52H179V51H182V50H179L178 49ZM183 47V48H182ZM195 47H197V48H195ZM202 47V48H201ZM208 47V48H207ZM222 47V46H221ZM250 47H251V45H250ZM23 48H25L24 50H23ZM79 48H81V49H79ZM84 48H85V50H84ZM115 48H117V49H115ZM159 48V49H158ZM210 48V49H209ZM5 49V50H4ZM28 49V50H27ZM45 49V50H44ZM48 49V50H47ZM88 51H90V52H88ZM104 50L103 51V53H102V50ZM148 49V50H147ZM168 49V50H167ZM170 49L172 50V49H174V53L172 52L171 53V55L169 54V52H170ZM185 49V50H184ZM194 49V50H193ZM196 49V50H195ZM199 51H198V50ZM205 49V50H206ZM83 50H84V52H83ZM100 50V51H99ZM111 50V51H110ZM116 50H117V52L119 53H116ZM120 50H123V52L122 53H125L126 55H123L122 53H121V51ZM140 50V51H139ZM160 50V51H159ZM178 52H177V51ZM11 51H13V54H15L14 52H17V54H16V56L15 55H13V54H11ZM25 51V52H24ZM120 51V52H119ZM127 51H128V54H127ZM145 51V52H144ZM158 51V52H157ZM165 51V52H164ZM175 51L180 55L181 53L183 54V55H181V56H179V55H176V53H175ZM185 51V52H184ZM231 51H232V49L230 50V52H229V54L227 55V57L226 58H224L223 60H222V62L221 63H218V65L217 66H221L222 67V73H223V76H222V78H220V79H223V87L224 88H226L225 86H229L230 85V82L232 81V80H234V77H235V75H233V73H231L232 71H234L235 69H243L244 68V66H245V64L247 63V62H245L244 63V60L243 59H239V58H237L236 56H234V55H232L231 54ZM24 52V53H23ZM28 52H29V54H28ZM35 52V53H34ZM42 52H44V54L42 53ZM87 52V53H86ZM104 52H105V54H104ZM164 52V53H163ZM196 52V53H197ZM21 53V54H20ZM73 53V54H72ZM88 53H90V54H88ZM131 53V55H129ZM148 53V54H147ZM197 53V54H198ZM0 54V55H1ZM42 54V55H41ZM75 54H77V55H75ZM102 54H104L105 55V58L106 59H104V55H102ZM114 54H115V56H114ZM147 54V55H146ZM169 54V55H168ZM173 54H175V55H173ZM29 55V56H28ZM114 57H113V56ZM118 55V56H117ZM161 55H163V56H161ZM167 55V56H166ZM172 55H173V58H172ZM16 57V58H12V57ZM36 56V57H35ZM81 56V57H80ZM83 56H92V60H93V65H92V63H87V65H84L85 64V60H83V59H81ZM98 56V57H97ZM125 56V57H124ZM150 56H153V57H150ZM171 56V58L172 59H170L169 57ZM213 56V57H212ZM215 56V57H214ZM233 56V57H232ZM10 57H11V60H10ZM25 57V58H24ZM29 57H31V58H29ZM67 57H69V59L67 58ZM79 57V58H78ZM110 57H112V58H115V60H116V58L117 57H119V59H117L116 61L114 60V59H111L110 60ZM124 57V58H123ZM142 57V58H141ZM145 57V58H144ZM185 58V61H184V59L183 58ZM236 57V58H235ZM67 58V59H66ZM72 58H74V59H72ZM76 58H78V60H76ZM121 58H123V59H121ZM128 58H130V59H128ZM150 58H152V59H150ZM167 58H169V59H167ZM179 58H182V60L180 59L179 60ZM1 59V58H0ZM24 59V60H23ZM28 59V60H27ZM67 61H66V60ZM103 59V60H102ZM167 59V60H166ZM188 59V60H187ZM233 59H236V60H233ZM63 60H65V65L64 66H61L60 68L58 67L59 65H58V62L60 63L61 61H63ZM137 60H141L140 61V64L142 63H144V64H146L144 67H145V69H144V67L141 69V65L139 64L138 65V63H139V61H138V63H137ZM240 60V61H239ZM30 61V62H29ZM71 62V64L69 63V62ZM97 61V62H96ZM123 61V62H122ZM129 61V62H128ZM136 61V62H135ZM176 61H178V62H176ZM223 61H224V63H223ZM262 61H264V59L262 60ZM18 62V63H17ZM21 63V65H19L20 63ZM25 62H27L26 64H24ZM64 62V61H63ZM75 62V63H74ZM104 62H105V64H104ZM125 62V63H124ZM133 62H135V64L137 65H135L134 66V63ZM152 62V63H151ZM164 62V63H165ZM229 63L228 65L226 64V63ZM231 62V63H230ZM16 63H17V66L19 67V68H17V66H16ZM68 63L70 64V65H68ZM77 63V64H76ZM81 63V64H80ZM223 63V64H222ZM22 64H24V65H26L25 67L26 68H24L23 67V65ZM57 64V65H56ZM72 64H74V65H76V67L74 66V65H72ZM95 64H99V66H100V68H97V67H99L98 65H95ZM108 64V65H107ZM112 64V65H111ZM115 64H118L119 66H121V65H126V66H124L122 69H118L117 71L116 70H112L113 69V66L115 65ZM143 64V65H144ZM239 64V65H238ZM12 65V66H11ZM16 67H15V66ZM66 65H68V67H66ZM85 66V68H82L83 66ZM148 65L150 66V67H152V68H150V71H149V68H148ZM179 65V69L178 70H176V67ZM51 68H50V67ZM72 66H73V69H74V71H72ZM80 68H79V67ZM87 66V67H86ZM93 66V67H92ZM95 66V67H94ZM8 67H9V70H8ZM14 67V68H13ZM21 67V68H20ZM23 67V68H22ZM52 67H54V68H52ZM75 67V68H74ZM134 68V70H133V68ZM140 67V68H139ZM240 67V68H239ZM259 67V68H258ZM257 67V74H261V76H263L264 75V62H261L260 64H259V66ZM20 69L19 71H21V72H18V71H16L15 69ZM59 68V69H58ZM76 68H78V69H76ZM96 68V69H95ZM232 68L234 69V70H232ZM262 68V69H261ZM22 69V70H21ZM140 69V70H139ZM25 71V72H27L26 74H25V72H23L22 73V71ZM55 70V71H54ZM56 70H58L57 72H56ZM93 70L95 71V70H97V72L95 71L94 73H93ZM151 70H152V72H151ZM172 70V71H171ZM229 70H231L230 72H229ZM15 72L14 74L12 73V72ZM32 71V72H31ZM55 73H54V72ZM114 71L116 72V73H114ZM131 71V72H130ZM140 71V72H139ZM147 71V72H146ZM71 72H69V73H71ZM5 75H8V76H4V74ZM65 73H67L66 74V76H62V74H65ZM96 73H97V75H96ZM100 73V74H101ZM109 73L111 74V75H109ZM129 74V76H128V74ZM131 73V74H130ZM142 73V74H141ZM143 73H145V75L146 74H148V76L149 77H147V75H146V77H145V75L143 74ZM182 73V72H181ZM13 74V75H12ZM16 74V75H15ZM24 74V75H23ZM48 74H50V76L48 75ZM142 76H141V75ZM211 75H212V78H214V81L215 82H217L218 83V81H220L219 80V78L217 79V76H215V74H212V73H210ZM23 75V76H22ZM29 75V76H28ZM120 75V76H119ZM122 75V76H121ZM135 75V76H134ZM139 75V76H138ZM224 75H225V77H224ZM3 76V77H2ZM22 76V77H21ZM116 76H117V78H116ZM119 76V77H118ZM136 76H137V78H139V77H142V79L141 78H139L138 80H137V78H136ZM144 76V77H143ZM9 77H10V79H9ZM12 77V78H11ZM13 77H14V79H13ZM15 77H16V79H15ZM61 77L63 78V79H65V80H63V79H61ZM131 77H134V78H131ZM154 79H152V78ZM51 78V79H52ZM53 78V79H54ZM68 78V79H67ZM136 78V79H135ZM144 78V79H143ZM146 78V79H145ZM149 78H150V81H149ZM226 78V79H225ZM53 79H52V81H53ZM118 79H119V82H118ZM148 79V80H147ZM152 79V80H151ZM156 79L158 80V82L156 81ZM44 80V81H45ZM69 80V81H68ZM131 82H129V81ZM132 80V81H131ZM144 80H147V81H145L144 82ZM161 82H160V81ZM24 81H26V80H24ZM30 81V80H29ZM29 81H28V83H29ZM30 81V82H31ZM51 81V82H52ZM68 81V82H67ZM133 81H134V85H133ZM152 81H154V82H152ZM155 81H156V83H155ZM175 81L177 82L176 84H174V85H177L179 82H180V78H175L174 79V83H175ZM12 82V83H11ZM36 82H38V84L36 83ZM43 82V81H42ZM113 82V84H111ZM146 82H147V84H146ZM167 82V83H166ZM108 83V84H107ZM117 83V84H116ZM138 84V86H139V84H140V86L138 87L137 86V84ZM154 84V87L152 86H148V85H153ZM159 83V84H158ZM162 83H164V84H162ZM12 84V85H11ZM128 86H127V85ZM155 84H157V85H155ZM66 85H68V86H66ZM148 86V87H146V93L144 92V90H145V87L144 86ZM131 86V88H132V90H134L133 92H135V91H137L138 89H136V88H140L139 89V93H141V94H139L138 92L135 94V93H131V88H129ZM137 86V87H136ZM142 86V87H141ZM159 86H161L160 88H158ZM163 86V87H162ZM34 87V88H33ZM127 87V88H126ZM158 89H157V88ZM166 87V86H165ZM164 87V88H165ZM117 88H119V89H117ZM144 88V89H143ZM167 88V87H166ZM52 89V90H51ZM91 89V90H90ZM98 89H101V90H98ZM117 89V90H116ZM124 89V90H123ZM152 89V90H151ZM156 89H157V91H156ZM57 90V91H56ZM114 90H116L115 92H114ZM120 90H122L123 92H124V95H123V92L122 91H120ZM129 91V92H127V91ZM149 90V91H148ZM151 90V91H150ZM155 90V91H154ZM223 90H225V89H223ZM54 92V94H55V91H56V94L59 92V93H61V95L60 94H57V96H56V94L55 95H53V92ZM70 91V92H69ZM73 91V92H72ZM228 92H226V91H224V97L222 98V99H224V102L223 103H221V102H219V104L218 103H216L215 105H213V107H211L208 111H206V112H204V114L203 115H205V118H204V116L202 117V119H203V121L205 122V121H207L206 119H207V116L208 115H211V124H213V123H217V121L216 120H219L220 119V117H221V119H220V121H218V122H221L219 125V127L217 128V131H216V136H217V138H216V136H215V145H216V151H215V155H214V159H213V163L214 164H217V162H220L218 159H219V157H220V155H221V153H222V150H223V147H227V151H226V154H225V167H223V166H221V168L220 169H218L217 171L215 170V167H213V170L212 171H214V183H213V186H212V192L211 193H209L208 191H205V190H200L198 193H196V196H197V194H198V196L197 197H199L200 199L199 200H201V201H199L200 202V204L201 203H203L204 201H207L208 199H210L212 196H214V198H213V200H215V206L214 207H210L209 209H204V210H202V208H200L199 209V207H197V206H195V204L191 201V200H186V202H182V203H180V204H178V206H176L177 208H179L182 212L184 211V212H186V213H184L185 215H186V217H188L187 219H189L190 217H191V215H193L192 213L193 212H195V213H199V214H201V212L204 214L205 212H206V216H208V213H210V215L212 214L213 216H215V220H217V222L218 221H220L221 219H222V217L224 216V214L229 210V206H228V204H227V202H228V199L224 196V193H225V185H226V180H227V176H228V178H229V184L231 183V181L233 180V177H234V175L236 174V172H237V164H238V161L240 160V158H241V155L242 154H240L238 151H240V143L239 142H237V136H235L236 134L233 132V131H235V128L237 127V124L240 122V119H241V115H243V114H245L246 112H244V111H246V110H243V109H239V110H237V109H235V108H233V107H231L230 105H229V97H230V94H229V90H227ZM72 92V93H71ZM161 92H159V93H156V94H158V95H161L160 93ZM74 93V94H73ZM97 93H99V94H97ZM110 93V95H108ZM122 93V94H121ZM189 92H188V85H186L184 88H183V90H182V95H181V97H178V99H180V98H182V97H186V96H188L189 94H188ZM18 94H20L19 92H14V95H13V98H12V100L11 101H9V103H5V104H8L7 105V107H6V105L5 104H3V103H1L3 100L0 98V111L2 112H6V111H10V113L11 112H18V110L19 111H23L24 109H25V107L26 106H24V108H22L21 106V102H23V104L25 105V104H27V103H25V102H27L28 100H26L25 102L22 100H19V99H14L15 97V95H17L18 96ZM63 94V95H62ZM69 94H73V97L71 96V97H69L70 95ZM117 94V95H116ZM133 94V95H132ZM164 93L162 92V95H163ZM65 95V97L67 98H71V99H73V100H71V101H75V103L74 104H72V105H70L69 107L68 106H65L66 108H67V111L65 110V111H63L62 109H65V107H61V105L62 104H60V100L62 99V96H64ZM75 95V96H74ZM77 95V96H76ZM99 95H100V97H99ZM115 95V96H114ZM126 95H128V96H126ZM137 95V96H136ZM61 96V97H60ZM135 97V99H134V97ZM57 97H59L58 99H55V98H57ZM123 97V98H122ZM125 97V98H124ZM100 98H102V99H100ZM127 98V99H126ZM132 99V101H129L130 99ZM75 99V100H74ZM89 99V100H88ZM119 99H121V100H123V104H122V101L120 100L119 101ZM15 100L17 101V102H15ZM64 100V99H63ZM62 100V101H63ZM81 100H83V102H81ZM87 100H88V102H90L91 101V103L89 104L88 102H87ZM100 100V101H99ZM106 100H107V102H106ZM124 100H125V102H124ZM134 100V101H133ZM49 101V102H48ZM61 101V102H62ZM99 101V102H98ZM105 103H104V102ZM129 101V103H127ZM57 102H59V103H57ZM100 102H101V104L102 103H104V104H102L101 106H100ZM121 102V103H120ZM131 102H133V103H131ZM144 103H142L141 102V104H143V105H140L141 107H140V113L142 112V111H144L145 109H146V107H144V106H148V104H149V102H148V100L146 99L145 101H143ZM88 103V104H87ZM108 103V104H107ZM131 103V104H130ZM228 103V104H227ZM10 104V105H9ZM15 104L16 105H18L17 107L15 106ZM48 104V105H47ZM77 104V105H76ZM97 104H99V105H97ZM106 104V105H105ZM120 104H122V105H120ZM126 106H125V105ZM128 104H129V106H128ZM14 105V106H13ZM58 106L57 108L55 107V106ZM114 105V106H113ZM5 106V107H4ZM105 106V107H104ZM112 106H113V108H112ZM123 106V107H122ZM128 106V107H127ZM10 107V108H9ZM41 109H40V108ZM95 107H97V108H95ZM99 107H101V108H99ZM126 107V108H125ZM6 108V109H5ZM13 108V109H12ZM17 108H21V110L20 109H17ZM40 110H39V109ZM70 109V111H69V109ZM78 108V109H77ZM80 108V109H79ZM98 108H99V110H98ZM105 108H106V111H105ZM108 108H110V112H107V111H109V109ZM122 108V109H121ZM142 108H143V110H142ZM145 108V109H144ZM228 108V109H227ZM5 109V110H4ZM17 111H16V110ZM102 111H101V110ZM104 109V110H103ZM148 109V108H147ZM223 109H227L228 111H226V110H223ZM75 110H76V112H75ZM80 110L82 111V113L80 112ZM120 110H122V111H120ZM124 110H126L125 112H124ZM133 110V111H132ZM149 110V109H148ZM243 110V111H242ZM62 111V112H61ZM99 111L101 112V114H103V116H101L100 115V113H99ZM112 111H114V112H112ZM132 111V112H131ZM51 112V113H50ZM69 112V113H68ZM87 112V113H86ZM108 113V115H109V118H108V115H106L107 113ZM122 112V114L121 115H123V114H125V116L123 115V116H119L118 115V113L120 114ZM128 112V114H126ZM221 112H224V113H221ZM225 112H228V113H225ZM238 112V113H237ZM7 113H9V112H6V114ZM9 113V114H10ZM68 113V114H67ZM74 113V114H73ZM76 113V114H75ZM137 113V114H136ZM224 114V115H222L221 116V114ZM53 114V115H52ZM90 114H93V116L91 115L90 116ZM115 116V118H113L114 116ZM68 115V116H67ZM96 116V118H97V116H98V120H100V121H98L96 118H95V116ZM100 115V116H99ZM10 116V115H9ZM89 117L90 119H88L87 117ZM112 117V119H115V121H119V123L118 122H116L115 124H117V125H114V123H113V120H111V117ZM126 116H128V117H126ZM218 116H219V118H218ZM6 117H8V116H6ZM12 117V116H11ZM10 117V118H11ZM67 117V118H66ZM91 117H93V118H95V120L93 119V121H95V125L93 124V121H92V123H91ZM120 117H123V118H120ZM9 118V117H8ZM12 118H14V116L12 117ZM104 118H105V120H104ZM218 118V119H217ZM89 120V121H88ZM215 120V121H214ZM108 121V122H107ZM112 121V122H111ZM124 121V122H123ZM125 121H126V123L128 122V125H125L126 123H125ZM132 123H131V122ZM214 121V122H213ZM232 121H236L235 123L234 122H232ZM64 122V121H63ZM99 122V123H98ZM107 122V123H106ZM109 122H111V124L109 123ZM131 124H130V123ZM65 123V122H64ZM89 123H91V124H89ZM124 123V124H123ZM49 125H51V124H48V126ZM90 125V126H89ZM92 125V126H91ZM106 125V126H105ZM108 125V126H107ZM126 127H125V126ZM240 125V124H239ZM52 126V125H51ZM89 126V127H88ZM93 126H95V129H94V127ZM97 126L99 127V128H97ZM114 126H117V127H114ZM120 126H122V127H120ZM30 127H34V125H29V127H28V129H30ZM106 127H108V128H106ZM31 128V129H32ZM90 128V129H89ZM102 128V129H101ZM103 128H104V130H103ZM112 128L114 129V131L118 134L117 136H116V134H115V132L112 130ZM122 128H124V129H122ZM92 129V130H91ZM109 129H111V130H109ZM118 129H119V131H118ZM221 129V130H220ZM62 130H64V131H68V132H72V127H68V128H64V129H61V131ZM70 130V131H69ZM84 130H86V131H84ZM88 130V131H87ZM90 130V131H89ZM94 130H95V133H94ZM99 131H102V132H100L99 133ZM105 133H104V132ZM111 132V133H110ZM114 132V133H113ZM219 132V133H218ZM227 132V133H226ZM49 133L50 132H47L42 138H40L39 139V141L38 142H42L43 141V143H45V141H47V140H51L50 142L52 143V144H54L55 143V138L52 136V133H50L51 134V136L49 135ZM86 133V134H85ZM123 133H125V134H123ZM218 133V134H217ZM223 133V134H222ZM233 133V134H232ZM37 134V133H36ZM89 134V135H88ZM92 134V135H91ZM100 134H103V136L104 137H100V136H102V135H100ZM108 134L110 135V136H108ZM233 136V138L234 139H232V136ZM32 135V136H31ZM85 135H87V136H85ZM98 135H100L99 137L100 138H103L102 139V141H100V142H102V143H100V142H98L99 141V137H97ZM115 135V136H114ZM119 135H121V136H119ZM35 136H37V135H33V133L32 134H30L29 135V140L27 141L29 144H27V146H31V144L33 143V145L31 146V147H34V148H38L39 147V145H38V143L36 142V139H35ZM47 136V137H46ZM84 139H82L81 137ZM86 137V138H84V137ZM190 136H192V137H190ZM89 137V138H88ZM32 138V139H31ZM46 138V139H45ZM96 138L98 139L97 141H96ZM111 138V139H110ZM187 138H188V142H187V145H188V147H190V149H193L194 148V145H192L193 144V133L191 132V131H189L188 132V134H187ZM236 138V139H235ZM79 139L81 140V141H79ZM91 139H93L92 140V142H90L91 141ZM143 139V138H142ZM191 139V140H190ZM222 139V140H221ZM101 140V139H100ZM190 140V141H189ZM225 140V142L224 143H226L225 145H223L221 142H223ZM89 141V142H88ZM96 141V142H95ZM118 141H119V139H118ZM233 141V142H232ZM236 141V142H235ZM94 142V143H93ZM106 142H105V144H106ZM189 142H191V143H189ZM93 143V144H92ZM96 143V144H95ZM236 143V144H235ZM40 144V143H39ZM99 144V145H98ZM191 144V145H190ZM237 144H239V145H237ZM0 145H2V144H0ZM93 145H95V146H93ZM227 145V146H226ZM233 146V147H232ZM71 147V148H70ZM74 147V148H73ZM231 147V148H230ZM30 148V147H29ZM67 148V149H66ZM68 148H70L71 149V151L73 152V153H71L70 152V154L68 153ZM73 148V149H72ZM91 149V152H90V149ZM93 148V149H92ZM186 148H187V146L185 145L184 147H183V149L184 150H182V149H178V147H176L175 148V151H178V152H181L182 153V155L185 157V155H186ZM234 148V149H233ZM220 149V150H219ZM66 151H67V153H66ZM70 151V150H69ZM86 151V152H85ZM95 151V152H96ZM57 153H58V155H57ZM59 153L61 154H65V158L64 157H62V156H64V155H60L59 156ZM82 153H83V155H82ZM88 153V154H89ZM103 153V154H102ZM67 154L68 155H70V156H67ZM71 154H72V156H73V158L71 157ZM74 154V155H73ZM240 154V155H239ZM76 155H78V156H76ZM79 155H80V158H79ZM102 155H104V157L102 156ZM181 155V156H182ZM39 156V158H40V155H38ZM55 156H57V158L55 157ZM98 156H100V157H102V158H100V157H98ZM182 156V157H183ZM228 156V157H227ZM62 159H61V158ZM67 157H69V158H67ZM231 157V158H230ZM34 158V157H33ZM38 158V159H39ZM73 160H72V159ZM101 160H100V159ZM8 160V159H7ZM22 160V161H21ZM20 160V165L19 166H22V165H24L25 163H26V158H22ZM60 160H62L61 162H60ZM68 160H70L71 161V163H70V161H68ZM77 160V162H75ZM232 160H234V161H232ZM49 161H51V162H49ZM68 161V162H67ZM189 161H191L192 162V164H195V162H194V159L193 158H190L189 159ZM240 162V161H239ZM54 163H55V165H57V167L54 165ZM64 163H65V166H64ZM69 163V164H68ZM112 161H109L108 163H107V167H111L112 166ZM1 164H2V162H0V168H1V170H2V166H1ZM61 165V167H60V165ZM63 164V165H62ZM70 165V166H68V165ZM17 165V164H16ZM52 165H53V167H52ZM58 166H59V169L60 170H62V172H61V174L60 175H58V174H56V172L57 173H60L59 171V169H58ZM69 168H68V167ZM23 167V166H22ZM64 167V168H63ZM72 167V168H71ZM85 168V169H86ZM188 167L186 166V168H184L183 169V171H182V173H184V174H186V172L187 171H185L186 169H187ZM55 169V170H54ZM75 169V170H74ZM90 169V170H89ZM93 170V169H92ZM91 170V172H93ZM70 171L71 172H73V173H70ZM82 171H83V173L86 175H83L82 174ZM175 171H177V170H175ZM55 173V174H54ZM74 173H77V174H75V178H76V180H77V177H78V179H79V181L77 180H74L73 181V179H75L74 178V176H72V175H70V174H73L74 175ZM121 173H124V172H121ZM121 173H120V176L117 178L118 180H120V181H123V180H125L126 179V177L125 176H123V175H121ZM228 173V174H227ZM53 174H54V176H55V178L56 179H54V176H53ZM81 174V175H80ZM231 174V175H230ZM66 175L68 176V177H66ZM77 175V176H76ZM84 177H86V178H83V176ZM61 177V178H59V177ZM71 176V177H70ZM123 176V177H122ZM71 178V180H70V178ZM81 177V178H80ZM122 177V178H121ZM125 177V178H124ZM69 178V179H68ZM120 178V179H119ZM219 178V179H218ZM44 178H42L41 179V177H40V179L38 180V181H40V182H42V180H43ZM53 179H54V181H53ZM65 179V180H64ZM81 179H82V181H81ZM153 180H152V184L150 185V188L149 189H147L146 191H147V193H145V191H144V193H145V195H143L142 196V205L144 204V206H142L141 204L138 206V209H136V211H135V213H136V215H138V213H139V208H141V212L143 213V212H148L149 210H150V207H152L153 205H155V203H157V201H158V193H156V191L155 192H150L149 190H151L152 191V189L156 186V185H158L159 183V186L160 187H162L164 184H163V181H160L159 182V179H161V177L160 176H155L154 178H152ZM231 179V180H230ZM56 180V181H55ZM68 180V181H67ZM154 180H155V182H154ZM158 180V181H157ZM162 180V179H161ZM173 180V179H172ZM170 181V183H171V187H173V185H174V182H175V180H173V181ZM61 181V182H60ZM66 181V182H68V183H64V182ZM69 181H70V183H69ZM73 181V182H72ZM53 182V183H52ZM57 182V183H56ZM64 183V185H63V183ZM84 182V183H83ZM87 182V183H86ZM164 182L166 183L167 181L166 180H164ZM225 182V183H224ZM59 183V184H58ZM83 183V184H82ZM61 184V185H60ZM81 184V185H80ZM221 184V185H220ZM57 185H59L58 187H57ZM67 185V186H66ZM70 185H74L73 187H75L76 186V188H73V187H71ZM79 185V186H78ZM55 186H56V188H55ZM191 186V185H190ZM61 187V188H60ZM71 187V188H70ZM77 187H79V190H77ZM157 187V186H156ZM187 187H189V185L187 186L186 185V187L184 188V190H186L187 189ZM215 190V191H214ZM64 191V190H63ZM69 191V192H68ZM148 192H150V194H151V196H149L150 194H148ZM208 193V194H207ZM200 194V195H199ZM156 195V196H155ZM73 196V197H72ZM72 197V198H71ZM152 197V198H151ZM154 197H156V198H154ZM153 199V200H152ZM154 199H156V201L154 202ZM134 200H135V202H134ZM152 201V202H151ZM133 202H134V206L132 205V208L133 207H135L136 205H137V203L138 202H140V200H139V198L138 197H134L133 198ZM147 202H149L148 203V205H146V203ZM151 204H153L152 206H150ZM162 208V207H161ZM160 208V209H161ZM184 209V210H183ZM143 210V211H142ZM145 210V211H144ZM186 210V211H185ZM189 211H191V212H189ZM136 221H138V220H136ZM138 223V222H137ZM160 225V226H159ZM157 226H159V227H157V231H159V232H161L162 230H164V223L163 222H160ZM174 227V228H173ZM123 229H126L125 227L123 228ZM172 229H173V231H172ZM172 229H167V231L168 230H170V232L168 231H165V233H164V235H165V238H166V240L168 239V242L167 241H165L163 244H165V245H167V244H169V245H171L172 246V243L174 242V241H177V239L179 238V237H181V233H179L178 232V230H179V226H172ZM175 229V230H174ZM211 228L209 227V230H208V232H206V229H205V232H204V234L201 236V239L200 240H197V237L195 236V235H193V234H191V233H188L187 234V236H185L184 237V249H186V251H187V253L183 256V257H179V259H180V262L181 261H186V264H200L201 262V264H208V259L210 258V252L209 251H211V249L209 250V243H210V241L212 240V237H213V233H212V230H210ZM137 230V231H136ZM144 230H146L147 232H148V230L147 229H143V227H141L140 228V225L139 224H137V227L133 230L134 232H133V234H132V236H134L132 239H129V241H128V246H127V249L128 250H130V252L128 251V253H127V262H130V260L132 259V257L134 256H138V258H137V260H136V262H140V263H142V264H151V262L153 261V258H154V256L156 255V253H154V248H156L157 247V244H152V243H150L151 241H149L151 238H150V233H147L146 231H144ZM165 230H166V228H165ZM177 230V231H176ZM136 231V232H135ZM172 231V232H171ZM144 232H146V233H144ZM139 233V234H138ZM170 233H172V235L170 234ZM169 234L171 235V236H169ZM180 234V235H179ZM137 235H139V237H137ZM173 237L171 240L169 239V237ZM137 238V239H136ZM144 238V239H143ZM145 239H147L146 240V243H145ZM141 240V241H140ZM173 240V241H172ZM171 241H172V243H171ZM195 241H197V242H195ZM139 242L140 243H142V244H140L139 245ZM130 243H131V245H130ZM134 243H135V245H134ZM148 243V244H147ZM150 243V244H149ZM175 243V242H174ZM133 245V246H132ZM146 245H148V246H146ZM152 245V246H151ZM168 245V246H169ZM130 246V248H128ZM28 244H26L25 245V247L23 248L24 250H27L28 249ZM138 248V250H137V248L136 249H133V248ZM152 247H153V249H152ZM131 248H132V250H131ZM149 249H151V250H149ZM169 249V247H167L166 248V250H168ZM133 250H135V251H133ZM150 251V253L149 252H146V251ZM154 250V251H153ZM189 250H190V253H189ZM151 251H153V252H151ZM168 251H170V250H168ZM209 252V253H208ZM132 253V254H131ZM140 253H142L141 255H139ZM146 253V254H145ZM203 253H204V255H203ZM131 254V255H130ZM151 254V255H150ZM187 254H189V256L187 255ZM207 254V255H206ZM129 255V256H128ZM147 256V257H144L143 258V256ZM154 255V256H153ZM140 256V257H139ZM191 256V257H190ZM203 256V257H202ZM130 257V258H129ZM201 258V259H200ZM202 258H205V259H207V261L204 259H202ZM140 259V260H139ZM144 260H145V262H144ZM147 260V261H146ZM157 260H155V262H156ZM204 261H205V263H204ZM179 262V263H180ZM119 264H122L121 263V261L119 262ZM156 264V263H155ZM180 264H183V262H181Z\"/></svg>","mask_w":264,"mask_h":264}]
</instances>
